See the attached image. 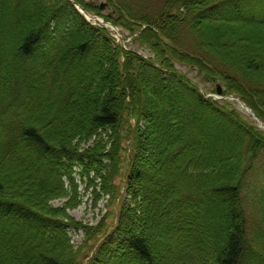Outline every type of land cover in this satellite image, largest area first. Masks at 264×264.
Here are the masks:
<instances>
[{"label":"trees","instance_id":"trees-1","mask_svg":"<svg viewBox=\"0 0 264 264\" xmlns=\"http://www.w3.org/2000/svg\"><path fill=\"white\" fill-rule=\"evenodd\" d=\"M107 1L160 67L69 0H0V264H79L80 184L119 203L112 229L107 212L87 232L104 240L86 264H264V135L175 69L264 120V0H165L150 15V0ZM185 29L213 52L183 48Z\"/></svg>","mask_w":264,"mask_h":264},{"label":"rangeland","instance_id":"rangeland-1","mask_svg":"<svg viewBox=\"0 0 264 264\" xmlns=\"http://www.w3.org/2000/svg\"><path fill=\"white\" fill-rule=\"evenodd\" d=\"M86 1L89 3H93L95 5L96 4L100 5L101 3H104L107 0H86ZM134 1L136 0H132L133 7L135 6L139 8L138 3ZM164 2L165 0H150L148 5L146 7L144 6L143 8V11L144 12L146 11L143 15L145 14L150 15V13L153 14V13L161 12L163 9ZM115 3L118 4L117 0H115ZM110 11H113L111 7L105 9L104 13L107 14V13H110ZM118 28L121 34V40L125 42V45H124L125 48L135 50L140 55L144 56L145 58H154L153 57L155 55L154 52H152L148 46L142 47L141 45L136 43L133 40L134 36L133 37L131 36L128 29H125L122 26H119ZM110 35L119 41V39L115 37L116 36L115 33L112 32ZM181 41H182V44H184V47L182 46L183 48L188 49L189 51H192L193 53H197V54L207 55L208 52L211 51V49H212V52L214 49L213 46L208 44L209 42H207V40L205 39L197 40L196 36L194 34L191 35L189 30L187 29L183 31L181 35ZM204 43H207L205 44V50L198 48V47H201ZM175 69L178 73L186 76L188 79L194 82L198 87H200L203 90V92L209 95H215L218 97V100H220L221 102L223 101L221 98L222 96L219 95L216 91L217 85L215 84L216 83L219 84V81L212 82V81L207 80L205 74H203V72H201L194 66L175 62ZM230 106L234 107L249 124L254 125L256 129H261L264 131V128L260 126L259 121L253 118L251 115H249V113H247V111L243 109V107L238 101L230 100ZM129 123L132 126H134L136 123L135 119H130ZM130 142L131 140H127L123 142V146H125V152H123V154L125 155V160H126L124 162L123 168L127 172L129 169L130 150L128 148V145L130 144ZM117 181H118L117 183H121L122 185L121 178H119ZM84 188L85 186L83 184H80V191L84 195L82 204H80L75 209L69 210L68 212V214L75 220L76 224L80 225V227H83V228L86 227L84 228L86 231L82 229L79 233H73V238L75 241L73 244H75L76 251H78L79 250L78 248H81V246H83L84 248L78 251L77 261L79 262V264H86L87 261L90 260L92 256H94L96 249L98 248L101 241L103 240V233H101L100 230H97V231L92 230V231H96L94 233L95 240L94 241L89 240L87 232L91 230L90 227H93L96 225V223H99V221L102 219V217H104L107 214V212H112L113 214L107 218V223L109 224V228H112L113 225L116 223V214L118 212V207H119L118 202H115L112 205L110 204L106 205L105 204L106 202L103 199L99 200V204L96 206L94 204V199L89 194H85ZM125 191H126V188L123 187L121 191V195L125 194ZM62 203L63 201L58 199V200H55L54 204L52 205L53 207H59ZM85 242H88V244L87 243L85 244ZM87 246L91 247V249L89 250Z\"/></svg>","mask_w":264,"mask_h":264},{"label":"bare ground","instance_id":"bare-ground-1","mask_svg":"<svg viewBox=\"0 0 264 264\" xmlns=\"http://www.w3.org/2000/svg\"><path fill=\"white\" fill-rule=\"evenodd\" d=\"M112 28V27H111ZM112 30L114 31V28H112ZM117 30V29H116Z\"/></svg>","mask_w":264,"mask_h":264}]
</instances>
